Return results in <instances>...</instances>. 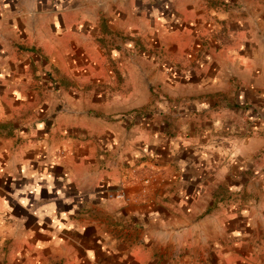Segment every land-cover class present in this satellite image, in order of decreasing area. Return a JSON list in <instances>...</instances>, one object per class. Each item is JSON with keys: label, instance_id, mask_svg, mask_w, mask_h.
<instances>
[{"label": "crops", "instance_id": "0c3cea01", "mask_svg": "<svg viewBox=\"0 0 264 264\" xmlns=\"http://www.w3.org/2000/svg\"><path fill=\"white\" fill-rule=\"evenodd\" d=\"M0 264H264V0H0Z\"/></svg>", "mask_w": 264, "mask_h": 264}, {"label": "built area", "instance_id": "2783aa9c", "mask_svg": "<svg viewBox=\"0 0 264 264\" xmlns=\"http://www.w3.org/2000/svg\"><path fill=\"white\" fill-rule=\"evenodd\" d=\"M107 197H115V198H122L125 197V191L123 189V186L120 184L117 188L108 190L106 192Z\"/></svg>", "mask_w": 264, "mask_h": 264}]
</instances>
